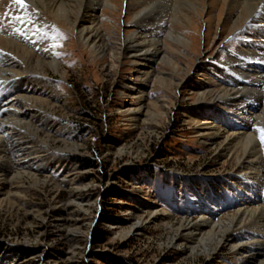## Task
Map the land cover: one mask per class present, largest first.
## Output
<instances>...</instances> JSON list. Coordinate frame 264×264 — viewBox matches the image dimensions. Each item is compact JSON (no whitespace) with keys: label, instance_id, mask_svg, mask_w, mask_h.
I'll list each match as a JSON object with an SVG mask.
<instances>
[{"label":"rangeland","instance_id":"1","mask_svg":"<svg viewBox=\"0 0 264 264\" xmlns=\"http://www.w3.org/2000/svg\"><path fill=\"white\" fill-rule=\"evenodd\" d=\"M119 1L114 11H97L105 41L115 46L132 31V18L125 12L131 1ZM220 8L205 3L204 13L192 14L194 25L182 35L194 47L172 56L177 71L155 60L154 76L145 80L131 64L130 52L98 58L62 25L50 22L40 30L25 14H2L0 22L9 26L23 18L19 27H10L19 43L34 52L39 46L42 52L51 49L58 72L46 68L30 74L55 88L61 101L37 105L49 118L46 130L36 131L45 152L34 163L42 167L26 172L16 192L0 195V264H107L102 257L126 264H226L232 258L229 248L216 249L215 242L205 249L198 243L189 252L180 215L163 222L151 214L157 208L174 212L177 204L193 207L187 200L198 203L196 193L208 191L209 184L227 196L232 180L239 178L235 165L216 161L221 140L201 144L189 119L194 113L235 116L215 94L201 96L205 90L197 88L213 81L206 77L216 74V63L247 41L240 29L231 34V26L224 25L226 10ZM23 23L28 24L25 30ZM31 26L38 27L34 33ZM131 83H143L147 93L144 112L132 123L118 113L134 104ZM262 193L264 186V199ZM148 194L152 206L144 201ZM230 211H221L224 221ZM186 221L196 223L197 213L188 214ZM95 230L106 232L104 241L91 240Z\"/></svg>","mask_w":264,"mask_h":264},{"label":"bare ground","instance_id":"2","mask_svg":"<svg viewBox=\"0 0 264 264\" xmlns=\"http://www.w3.org/2000/svg\"><path fill=\"white\" fill-rule=\"evenodd\" d=\"M130 1L125 12L132 18V31L118 46L105 41L103 19L97 11H114L119 0H24V8L14 6L12 0H0V17L12 10L14 13L9 14H25L29 20L39 23L40 30L50 22L62 25L98 58L130 52L131 64L145 80L154 76L152 62L155 60L177 71L172 56L182 55V48L194 47L182 35L188 26L193 27V13L198 14L199 9L204 13L205 3L218 5L223 13L226 10L224 25L231 26V34L240 29L247 41L241 40L243 44L235 52H229L222 62L216 63V74L210 70L212 73L206 79L213 81L197 88L200 92L205 90L201 96L215 94V100L227 104L235 111V116L227 114L228 120L227 115L219 113L209 118L194 113L189 119L196 126L194 135L201 144L221 140L222 148L216 161L235 165L239 178L227 187V196L219 194L217 187L209 184L208 191L196 193L194 199H198V203L187 200L193 207L177 204L174 212L157 208L152 209L151 214L160 215L159 220L163 222H168L174 213L180 215V228L185 233L189 252H194L198 243L205 249L208 243L215 242L216 249L231 250L232 258L226 264H264V199L260 198L264 186V144L257 131L264 129V0ZM22 21L19 17L10 26L8 21L0 22V195L3 196H7L9 190L17 191L19 180L26 172L42 167L41 163L39 166L34 163L42 161L45 152L44 146L37 142L36 131L46 130L48 125L44 121L49 123V118L37 105L43 103L51 107L61 101L55 88L30 74L46 68L58 72L59 64L50 54L51 49L42 52L45 49L42 50L38 41L33 42L39 46L34 52L33 47L19 43L10 33V27H19ZM248 24L253 28L247 30ZM26 26L23 23L20 28L25 30ZM28 29L36 30L32 26ZM171 49L174 51L169 53ZM158 82L166 83V79ZM128 89L135 91L131 98L134 104L123 107L118 113L132 123L144 112L142 102L147 93L143 83H131ZM35 149L38 154L32 156ZM146 197L144 201L152 206L154 198L150 194ZM226 208L231 211L224 214L228 219L224 221L221 211ZM192 212L198 215V221L193 224L186 221Z\"/></svg>","mask_w":264,"mask_h":264},{"label":"trees","instance_id":"3","mask_svg":"<svg viewBox=\"0 0 264 264\" xmlns=\"http://www.w3.org/2000/svg\"><path fill=\"white\" fill-rule=\"evenodd\" d=\"M82 165L86 166V165H92L91 163H83ZM106 232L102 231V230H95V232L92 235L91 240L94 243H100L102 241H104V237H105ZM102 261H104L107 264H126L122 261H119L117 258H113L111 257V259H105V258H100Z\"/></svg>","mask_w":264,"mask_h":264},{"label":"snow or ice","instance_id":"4","mask_svg":"<svg viewBox=\"0 0 264 264\" xmlns=\"http://www.w3.org/2000/svg\"><path fill=\"white\" fill-rule=\"evenodd\" d=\"M13 4H18L21 8L25 7L24 0H12ZM259 133V139L262 144H264V129H257Z\"/></svg>","mask_w":264,"mask_h":264}]
</instances>
